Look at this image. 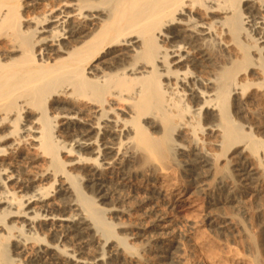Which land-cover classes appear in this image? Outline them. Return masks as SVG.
I'll use <instances>...</instances> for the list:
<instances>
[{
    "label": "bare ground",
    "instance_id": "1",
    "mask_svg": "<svg viewBox=\"0 0 264 264\" xmlns=\"http://www.w3.org/2000/svg\"><path fill=\"white\" fill-rule=\"evenodd\" d=\"M261 102L264 0H0V264H139L153 248L174 262L178 242L116 224L109 185L131 184L143 155L140 167L176 164L200 193L211 173L248 197L264 180L252 134L264 127L233 113ZM42 156L45 174L25 178ZM161 197L155 184L142 200L154 230L167 229Z\"/></svg>",
    "mask_w": 264,
    "mask_h": 264
},
{
    "label": "rangeland",
    "instance_id": "2",
    "mask_svg": "<svg viewBox=\"0 0 264 264\" xmlns=\"http://www.w3.org/2000/svg\"><path fill=\"white\" fill-rule=\"evenodd\" d=\"M221 60L223 61L224 58ZM241 113L240 115L233 113V119L237 125L244 126L245 128L252 126L253 128L255 127V129L258 126L264 127V102L251 104ZM49 117H53L50 112ZM252 134L257 139H264L263 131L262 133H257L255 130ZM214 151L212 149L211 153L215 158L214 155L219 154V152L218 149H214ZM42 157L43 158L38 160L36 164L30 165V168H26L27 166L25 165V167L23 166L22 170L27 174L25 178L34 179L39 175L45 174L52 158L49 156ZM62 157L67 160L70 159L64 154ZM232 157L231 155L230 158ZM144 159L145 156L143 155H137V157H135L136 162L134 161L133 168H130V171L133 170V176L130 172V176L133 178L131 179V184H128V182L123 183L122 180H117L118 182L114 180L118 185H109L114 188L113 190H116V192L113 191V194L115 195L117 193V196L115 195L116 197L114 196L112 200L105 202L103 207L108 210L115 207V209L124 211L125 215L122 214L116 217V224L120 223L123 225L124 223L129 226L131 225L128 228H133L132 231L140 224H144L145 227H148L152 231L150 236H154V239L161 236L157 241L152 240V245L157 244L161 248H167L168 245L170 246V244H168L169 242L174 243L175 241L178 242L180 249L178 251H173V259L176 260H174V262L156 257L157 251H159L158 248H153L148 252H139L138 254L140 257L143 256V259H146V261L140 259L139 264H264V180L255 184V187L251 189L253 194L257 191L260 195L256 197L250 194L248 197H243L238 191H234L235 183L233 184V182H227L226 187L222 189L223 191H219L217 187L213 185L216 179H213L210 173V178H206L205 180L209 182V184L208 182L207 184L210 185L211 189L207 187L205 190L206 193H200L198 189L189 185V181L192 179H187L188 176L183 172V169L177 167L176 164H170L168 169L165 168L164 171L158 168L144 169L140 167V164H142V166L144 165ZM8 163H10V161H8ZM220 163L221 165L225 164L224 162ZM84 167L86 168V166ZM75 168L77 167L68 168V170L74 171ZM151 169H154V171L150 172H155L156 174L152 175L148 171ZM78 171L82 172L83 170L79 169ZM78 171H76L75 174L79 173ZM136 171L138 172L135 173ZM146 172L149 173V177H146L148 176ZM85 173L86 171L84 174ZM212 174H214V172ZM222 174L216 175V178L223 177L224 173ZM49 178H51V176H47V179ZM44 183L46 184L48 181ZM84 184L87 185L86 182ZM155 184L158 185L162 195L161 198H165V196L166 199L170 198L169 205H163V203L160 202L159 208L169 215L167 219L168 223H166V230L152 229L155 219L154 217L147 218L145 215L146 207L142 205V200H144L150 186ZM10 185L13 188L18 187V185L16 186L12 183ZM127 186H131L133 191H130ZM85 194L87 196L90 195L87 190H85ZM229 195L232 198L230 204L212 205V199L225 198ZM213 196L215 198H213ZM115 198H121L119 200L120 202H117L118 200L114 201ZM212 222H215V224L210 225ZM218 223H220L219 225H222V223H229V227L221 231L217 228V226H219ZM223 226L225 225L223 224ZM132 231L117 230V233L125 234L126 232L130 233ZM161 234L167 235L162 236ZM131 242H137L136 245L139 249L144 248V246H141L143 245L141 240H131ZM67 245L70 246L71 243ZM72 248L74 249L76 247H70V249ZM93 254L94 253L90 255V259L94 256ZM83 257L87 258V256Z\"/></svg>",
    "mask_w": 264,
    "mask_h": 264
}]
</instances>
